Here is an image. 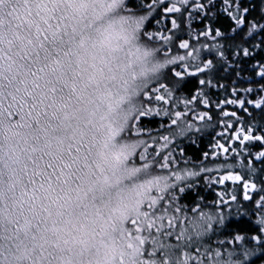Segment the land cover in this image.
<instances>
[{"label": "snow or ice", "instance_id": "6c2138e0", "mask_svg": "<svg viewBox=\"0 0 264 264\" xmlns=\"http://www.w3.org/2000/svg\"><path fill=\"white\" fill-rule=\"evenodd\" d=\"M264 264V0H0V264Z\"/></svg>", "mask_w": 264, "mask_h": 264}, {"label": "rangeland", "instance_id": "374dc122", "mask_svg": "<svg viewBox=\"0 0 264 264\" xmlns=\"http://www.w3.org/2000/svg\"><path fill=\"white\" fill-rule=\"evenodd\" d=\"M257 264H260V262H259V261H257Z\"/></svg>", "mask_w": 264, "mask_h": 264}]
</instances>
